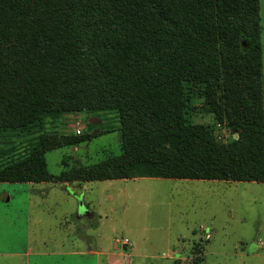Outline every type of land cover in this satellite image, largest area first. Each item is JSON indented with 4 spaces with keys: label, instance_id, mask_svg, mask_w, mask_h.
<instances>
[{
    "label": "trees",
    "instance_id": "1",
    "mask_svg": "<svg viewBox=\"0 0 264 264\" xmlns=\"http://www.w3.org/2000/svg\"><path fill=\"white\" fill-rule=\"evenodd\" d=\"M262 0H0V184L136 179L264 184ZM231 136L188 123L186 90ZM115 114L122 154L53 177L46 155ZM57 129V128H56ZM238 139H235V136Z\"/></svg>",
    "mask_w": 264,
    "mask_h": 264
},
{
    "label": "rangeland",
    "instance_id": "2",
    "mask_svg": "<svg viewBox=\"0 0 264 264\" xmlns=\"http://www.w3.org/2000/svg\"><path fill=\"white\" fill-rule=\"evenodd\" d=\"M186 101L188 123L214 133L207 152L223 157L231 136L205 113L202 89H187ZM101 117L66 116L47 127L48 133L56 127L61 135L91 136L46 155L53 177L122 154L117 115ZM29 186H10L14 203L6 210L13 216L0 222V250L12 254L0 256V264H264V184L141 179L39 185L47 194L44 209L27 205ZM66 189L76 197L67 198ZM88 240L102 256L83 254Z\"/></svg>",
    "mask_w": 264,
    "mask_h": 264
},
{
    "label": "crops",
    "instance_id": "3",
    "mask_svg": "<svg viewBox=\"0 0 264 264\" xmlns=\"http://www.w3.org/2000/svg\"><path fill=\"white\" fill-rule=\"evenodd\" d=\"M136 180H141V179H136ZM164 180V179H161ZM123 181H131V180H123ZM181 181H189V180H181ZM47 184H57V183H42V184H8V183H3L0 184V222H3L4 225L7 224V222H11V218L13 216V214H10V212H8L6 209L7 207H9L10 205H12L14 203V197L12 195L13 190L10 189V186H17V185H30V191L29 194H27L28 192V187L26 188V190H24V192H26L27 194V199H28V204L27 205H38L41 206L42 209L45 208V200L47 201V194L46 191H41L39 190V188H37L39 185H47ZM59 184V183H58ZM71 184V183H70ZM69 183H64L62 185H64L66 188L70 185ZM73 184H77V183H73ZM82 185V184H81ZM49 187V186H46ZM49 189V188H48ZM52 189V188H50ZM64 195H66L67 198H73L76 197L75 193H73L74 195H72V191L71 190H64V192H62ZM37 194V197L34 196ZM28 207H26L27 209ZM26 216H28V213H25ZM77 214V210L75 211V215ZM65 218V217H64ZM26 219H28L26 217ZM66 224V223H65ZM205 229H203L204 231ZM205 233V232H204ZM211 236V234L206 235V239L207 236ZM211 238V237H210ZM209 238V239H210ZM207 239V240H209ZM90 240L87 241L88 247H89V251L84 252L83 254L85 256H91V257H100L102 256L103 253H99L96 249L95 246V242H94V246H91L89 244ZM131 244L129 243L128 249L130 250ZM3 249V248H2ZM34 249V248H33ZM35 250V249H34ZM121 250H117L115 251L116 255L121 256L122 258L124 257L121 252ZM31 254H33V250L31 249V251H29ZM6 254H12V253H8V250H0V256H5ZM39 255V253L37 254ZM12 256V255H11Z\"/></svg>",
    "mask_w": 264,
    "mask_h": 264
},
{
    "label": "water",
    "instance_id": "4",
    "mask_svg": "<svg viewBox=\"0 0 264 264\" xmlns=\"http://www.w3.org/2000/svg\"><path fill=\"white\" fill-rule=\"evenodd\" d=\"M95 122H96L95 119H92V120H91V123H92V124H95ZM235 139H238V136H237V135L235 136ZM89 244H90L91 246H94V242H93L92 240H90Z\"/></svg>",
    "mask_w": 264,
    "mask_h": 264
},
{
    "label": "built area",
    "instance_id": "5",
    "mask_svg": "<svg viewBox=\"0 0 264 264\" xmlns=\"http://www.w3.org/2000/svg\"><path fill=\"white\" fill-rule=\"evenodd\" d=\"M77 135H81V132L78 131V132H77ZM209 238H210V236L208 235V236H207V239H209ZM124 245H125V246H129V242H128L127 240L124 241Z\"/></svg>",
    "mask_w": 264,
    "mask_h": 264
}]
</instances>
